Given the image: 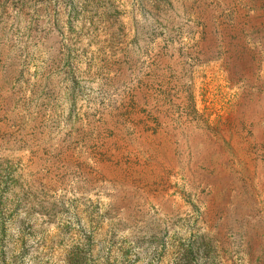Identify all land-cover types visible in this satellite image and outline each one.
<instances>
[{
    "label": "rangeland",
    "instance_id": "1",
    "mask_svg": "<svg viewBox=\"0 0 264 264\" xmlns=\"http://www.w3.org/2000/svg\"><path fill=\"white\" fill-rule=\"evenodd\" d=\"M0 264H264V0H0Z\"/></svg>",
    "mask_w": 264,
    "mask_h": 264
}]
</instances>
